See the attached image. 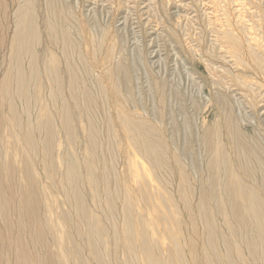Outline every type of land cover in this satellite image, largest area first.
Masks as SVG:
<instances>
[{"label": "rangeland", "instance_id": "1", "mask_svg": "<svg viewBox=\"0 0 264 264\" xmlns=\"http://www.w3.org/2000/svg\"><path fill=\"white\" fill-rule=\"evenodd\" d=\"M34 1L45 34L50 0ZM56 3L76 41L47 47L43 36L59 86L46 80L43 90L41 77L32 99L12 97L7 52L0 68V174L5 194L33 187L38 197L50 244L33 249L36 264H79L75 249L86 264H264V225L230 223L211 189L221 152L264 210V0Z\"/></svg>", "mask_w": 264, "mask_h": 264}, {"label": "bare ground", "instance_id": "2", "mask_svg": "<svg viewBox=\"0 0 264 264\" xmlns=\"http://www.w3.org/2000/svg\"><path fill=\"white\" fill-rule=\"evenodd\" d=\"M47 8L48 19L45 22L47 29L44 34L39 22L40 18L36 1L0 0V68L3 66H1L3 63L2 52H7L9 54V65H13L14 68L5 71L4 77L7 80L6 92L7 94L13 95L12 97L29 98V100L32 99L37 95L36 92H40V90H35V88L37 79L41 77L42 81H45V83L41 82V88L43 90L50 86V83L47 84L48 81L46 82V80L53 82L54 86H59L58 80L62 70L56 64L58 59L57 56L53 52H48L49 48L47 47L51 45L53 47H69L72 49L76 47V41L72 34V30L68 25L69 19L65 10L56 3V0H50ZM44 35L49 38L47 47L44 46ZM46 56L52 58L55 63L54 66H48V59ZM68 68L70 70L69 77L71 82L77 87L80 80L76 71V65L71 60L68 62ZM61 88V86L54 88L53 92H59ZM83 93L86 94V89H84ZM72 95L75 96L76 93H73ZM129 121L132 122L131 120ZM126 123L130 124L129 122ZM132 126L133 124L128 126L130 130L132 129L130 132L132 141L135 144V141H137L138 144H144V149L142 148L143 154L152 158V153L154 151L152 147L153 145L148 143L150 140L144 135H139V137H137L138 139H136L134 134L137 129H133ZM240 138L241 136L237 137L241 152L246 154L247 159L249 160L254 152L250 147H247V145L243 143L245 141ZM90 139L93 143L98 142L99 140L95 133L91 134ZM146 143L148 144L146 145ZM227 159L228 158L225 157V154H221L220 152L212 165L214 180L211 183V189L213 190L212 192L215 193L213 195H215L217 199L216 204L218 212L220 214H225L230 223L239 224L244 231L248 228V225L253 224V222H257L261 227V225H264L262 201L258 193L253 189L246 188L241 181V178L235 172L230 171ZM252 160L253 159L250 161ZM244 164L246 165V163ZM246 167L244 166L243 168ZM248 170L249 169H245L246 172ZM251 170L252 168L250 171ZM221 174L224 175L221 176ZM29 183L32 184V186L34 185L35 179L33 175L29 177ZM219 187L221 190L228 189V194L225 196H222L223 194L218 195ZM241 202H243V206L240 205ZM81 203L82 202H80V204ZM0 208L7 210L4 214H0V217L3 216V218L8 217L10 219V223L7 225L5 224L2 226L0 224V248L1 251L8 249L7 259L3 252L0 254V264H36L37 259L33 253V249L35 248L36 251H39L40 246L48 247L50 242L43 237V234L46 233V229L44 228L46 222L36 215L38 209V197L34 188L31 187L30 189H24L23 187H20L19 194L9 196L4 192V181L0 174ZM47 225L50 234L52 235L53 230L50 228L49 223H47ZM259 232L261 235L263 234L262 229H259ZM212 239L213 236L211 240ZM248 240L249 239L247 238L245 241L248 247H250L251 255H254L253 257L256 261L260 256L257 253V245H255L251 239ZM210 243L212 246L215 244L212 242ZM60 247L63 251L62 244H60ZM11 250L14 251L16 255ZM64 250L66 253L68 252L67 248H64ZM71 254L77 257L79 264H86L80 258L78 250H73ZM49 264L56 263L51 259ZM58 264H70V261L67 259H59Z\"/></svg>", "mask_w": 264, "mask_h": 264}]
</instances>
